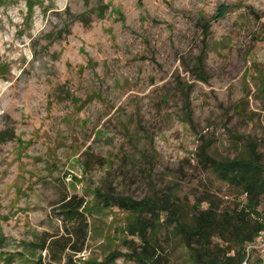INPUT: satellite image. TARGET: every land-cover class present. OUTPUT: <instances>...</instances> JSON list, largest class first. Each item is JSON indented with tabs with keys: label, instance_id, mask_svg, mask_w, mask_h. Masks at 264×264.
Masks as SVG:
<instances>
[{
	"label": "rangeland",
	"instance_id": "rangeland-1",
	"mask_svg": "<svg viewBox=\"0 0 264 264\" xmlns=\"http://www.w3.org/2000/svg\"><path fill=\"white\" fill-rule=\"evenodd\" d=\"M262 34L264 0H0V264L129 252L127 213L99 210L97 190L136 200L171 191L188 223L209 197L232 205L200 148L246 157L253 141L264 153ZM74 195L93 209L69 219L61 204ZM172 227L157 235L161 264H198ZM211 249L228 248L214 239Z\"/></svg>",
	"mask_w": 264,
	"mask_h": 264
},
{
	"label": "trees",
	"instance_id": "trees-1",
	"mask_svg": "<svg viewBox=\"0 0 264 264\" xmlns=\"http://www.w3.org/2000/svg\"><path fill=\"white\" fill-rule=\"evenodd\" d=\"M228 8L225 4L221 5L213 17H223ZM202 26L206 32L208 24L203 23ZM261 39H264V34ZM194 69L198 77L206 78L203 55L198 57ZM261 86L264 89V81ZM247 144L249 155L223 160L208 155L209 144L205 143L200 148L201 160L205 166L211 168L219 179L229 185L234 195L230 206L219 208L211 197L207 200L206 208L196 205V213L190 223L182 219L185 208L183 204L173 200L171 191L158 200L150 197L136 200L129 196L94 191L99 210L117 206L127 213L126 223L121 227L126 235H121L119 240L130 250H113L99 264H113L120 257L135 260L139 264H161L156 255L159 240L157 235L163 222L173 225L172 230L181 236L184 246L191 251L192 260L196 263L241 264L245 259L246 245L253 242L264 230V210L259 209L264 204V153L258 152L253 141H248ZM61 209L63 214L73 219L85 212H91L93 207L74 195L64 199ZM214 239L227 244V251L223 254L214 253L211 249ZM43 248L51 250L49 245ZM67 249L68 245H64L62 252ZM71 250L76 254L82 247H71ZM230 250L234 251L232 255H228ZM58 258L61 259V256ZM11 259L12 256H9L5 264ZM69 260L70 264H79L73 262L71 257ZM37 264L43 263L38 261Z\"/></svg>",
	"mask_w": 264,
	"mask_h": 264
},
{
	"label": "built area",
	"instance_id": "built-area-1",
	"mask_svg": "<svg viewBox=\"0 0 264 264\" xmlns=\"http://www.w3.org/2000/svg\"><path fill=\"white\" fill-rule=\"evenodd\" d=\"M264 257V230H262L255 240L245 247V259L241 264H249V261L255 256Z\"/></svg>",
	"mask_w": 264,
	"mask_h": 264
}]
</instances>
